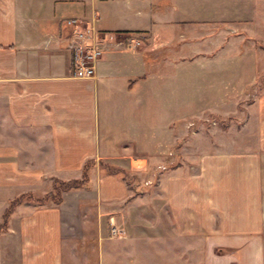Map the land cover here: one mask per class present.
I'll return each instance as SVG.
<instances>
[{
  "label": "crops",
  "instance_id": "0c3cea01",
  "mask_svg": "<svg viewBox=\"0 0 264 264\" xmlns=\"http://www.w3.org/2000/svg\"><path fill=\"white\" fill-rule=\"evenodd\" d=\"M261 3L0 0V224L13 198L88 159L95 202L118 206L132 199L124 172L157 158L164 221L199 243L201 264H264V45L249 32ZM67 19L93 30L90 78L71 75ZM67 215L18 204L0 264H67Z\"/></svg>",
  "mask_w": 264,
  "mask_h": 264
},
{
  "label": "rangeland",
  "instance_id": "374dc122",
  "mask_svg": "<svg viewBox=\"0 0 264 264\" xmlns=\"http://www.w3.org/2000/svg\"><path fill=\"white\" fill-rule=\"evenodd\" d=\"M262 1L254 22L255 27L249 32L250 37L264 45V0ZM247 40L252 41L251 38ZM263 75L257 79L259 82L264 81ZM201 122L205 124V130L222 128V121L215 118L205 117ZM192 127L194 128L190 126ZM182 145L181 157L184 156L188 162V150L192 149V141H183ZM161 167L163 163L155 158L150 159L143 171L124 173L125 184L132 199L118 206H99L95 202L94 190L89 187V182L84 187L61 192L62 200L59 204L50 201L43 204L30 202L35 207L56 205L63 209V214H68L72 235L66 248L67 264H201L199 243L194 250L191 243L196 240L174 233L170 226L167 227L170 223L164 221L163 215L166 212L161 200L163 196L158 194L156 184L163 169ZM66 177L75 178L73 175H65L64 178ZM47 178L44 179L42 187L33 190L34 197H42L51 190L53 179H58L53 178L50 181V178ZM110 213V216L122 220V226L129 233L128 238L110 237L106 225V217ZM159 214L162 215V221Z\"/></svg>",
  "mask_w": 264,
  "mask_h": 264
},
{
  "label": "built area",
  "instance_id": "2783aa9c",
  "mask_svg": "<svg viewBox=\"0 0 264 264\" xmlns=\"http://www.w3.org/2000/svg\"><path fill=\"white\" fill-rule=\"evenodd\" d=\"M65 24L74 27L69 38L68 48L72 54L71 75L76 78H90L94 75V64L100 50L94 42L87 45L86 41L93 38V30L82 25L80 20L67 19ZM108 230L111 238H125L126 231L114 216L108 218Z\"/></svg>",
  "mask_w": 264,
  "mask_h": 264
},
{
  "label": "trees",
  "instance_id": "16d2710c",
  "mask_svg": "<svg viewBox=\"0 0 264 264\" xmlns=\"http://www.w3.org/2000/svg\"><path fill=\"white\" fill-rule=\"evenodd\" d=\"M264 48V46H262ZM95 161L93 159H88L83 164L82 170H81V176L80 178H73L69 180H61V179H53L51 190L46 192L42 197L36 198L31 192L21 193L15 198H13L8 206L6 207L3 215H2V222L0 224V230H4L7 226V222L9 219V216L13 209L20 204L21 202L28 200L32 201L35 204H43L48 201L54 202V203H60L61 198V192L68 191L69 189H77L84 187L89 182V171L90 168L94 165ZM101 167H104L109 172H114L117 169L114 167H111L108 164L100 163ZM125 171L124 173H126Z\"/></svg>",
  "mask_w": 264,
  "mask_h": 264
}]
</instances>
